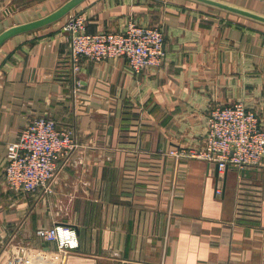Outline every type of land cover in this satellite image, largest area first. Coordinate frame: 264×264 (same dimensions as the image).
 Masks as SVG:
<instances>
[{"label": "crops", "instance_id": "crops-1", "mask_svg": "<svg viewBox=\"0 0 264 264\" xmlns=\"http://www.w3.org/2000/svg\"><path fill=\"white\" fill-rule=\"evenodd\" d=\"M66 0H0V31ZM264 13V0H229ZM87 30L159 26L165 57L135 72L121 56L70 62L67 16L0 49V264H61L37 231L61 223L64 264H264V161L242 173L159 149L202 147L212 111L242 101L264 124V24L192 0H86ZM78 146L49 192L4 179L8 144L35 117ZM217 188L221 192H217Z\"/></svg>", "mask_w": 264, "mask_h": 264}, {"label": "built area", "instance_id": "built-area-1", "mask_svg": "<svg viewBox=\"0 0 264 264\" xmlns=\"http://www.w3.org/2000/svg\"><path fill=\"white\" fill-rule=\"evenodd\" d=\"M70 35L69 58L74 72L79 71L82 58L94 61L125 57L135 72L159 68L165 57V33L159 26H145L129 20L118 31L87 30L82 14L67 15L62 26ZM202 147L178 146L159 149L162 156L177 160L197 158L217 163L220 169L230 166L258 167L264 161V124L257 113L244 102L215 108ZM78 146L71 129H61L58 121L47 115L35 117L20 133L19 139L8 144L4 179L9 188L24 192H49L58 173L59 157L66 160ZM220 193L221 189L217 188ZM44 244L53 245L61 254L78 246L76 231L65 224L38 229Z\"/></svg>", "mask_w": 264, "mask_h": 264}, {"label": "water", "instance_id": "water-1", "mask_svg": "<svg viewBox=\"0 0 264 264\" xmlns=\"http://www.w3.org/2000/svg\"><path fill=\"white\" fill-rule=\"evenodd\" d=\"M84 1L86 0H66L56 9L44 16L21 23H16L3 29L0 31V49L7 40L14 36L43 28L65 18L67 15L73 14L74 9H76ZM192 1L264 24V13L229 0ZM248 171H250V168L242 169L243 174Z\"/></svg>", "mask_w": 264, "mask_h": 264}]
</instances>
